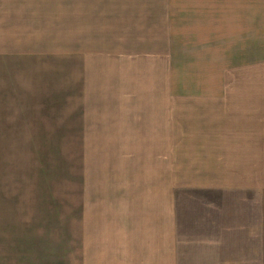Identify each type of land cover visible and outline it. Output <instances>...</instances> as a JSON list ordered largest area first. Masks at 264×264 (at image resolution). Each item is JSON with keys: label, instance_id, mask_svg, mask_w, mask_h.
Instances as JSON below:
<instances>
[{"label": "crops", "instance_id": "crops-1", "mask_svg": "<svg viewBox=\"0 0 264 264\" xmlns=\"http://www.w3.org/2000/svg\"><path fill=\"white\" fill-rule=\"evenodd\" d=\"M190 3L66 0L67 97L105 107L112 127L99 136L145 163L139 194L111 184L113 209L101 203L109 184L82 181L93 201L60 224L56 211L37 218V0H0V264H179L170 181L264 190V80L245 64L213 68L230 35L216 45Z\"/></svg>", "mask_w": 264, "mask_h": 264}, {"label": "rangeland", "instance_id": "rangeland-1", "mask_svg": "<svg viewBox=\"0 0 264 264\" xmlns=\"http://www.w3.org/2000/svg\"><path fill=\"white\" fill-rule=\"evenodd\" d=\"M191 1L203 6L198 9L206 18L201 17L199 26L212 27L220 42L216 45L222 44L225 34L233 44L227 62L220 54L211 57L213 68L219 72L223 62L245 64L251 82L264 80V0H169L174 7ZM65 3L37 0V206L43 207L42 211L37 208V218L53 216L56 211L60 224L73 210L80 211L81 203L93 201L83 196L82 181L109 184L102 187L101 203L103 208L113 209L116 198L106 195L113 193L111 184L122 183V189L136 188L135 194H139L144 186L133 187L140 180L132 177L145 163L140 160L145 155L124 152L129 150L124 148L125 140L119 139L122 147H115V139L99 136L100 128L108 134V126L112 127L108 115L99 111L105 107L79 105L83 100L67 97ZM187 24L192 27V22ZM237 45H243L244 51ZM259 92L264 97V87ZM192 182L170 181L167 208L176 221L175 225L171 221V231L178 241L179 264H264V190L203 186L206 181L195 187L189 184ZM121 201L123 210L130 205L129 197ZM53 204L57 209L53 210ZM137 204L135 200L133 208ZM47 206L52 208L46 210Z\"/></svg>", "mask_w": 264, "mask_h": 264}]
</instances>
